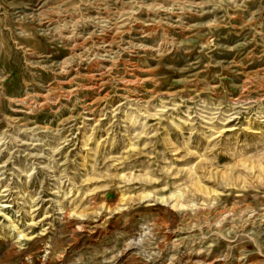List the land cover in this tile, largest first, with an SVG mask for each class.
Returning <instances> with one entry per match:
<instances>
[{
    "label": "rangeland",
    "instance_id": "1",
    "mask_svg": "<svg viewBox=\"0 0 264 264\" xmlns=\"http://www.w3.org/2000/svg\"><path fill=\"white\" fill-rule=\"evenodd\" d=\"M0 264H264V0H0Z\"/></svg>",
    "mask_w": 264,
    "mask_h": 264
}]
</instances>
